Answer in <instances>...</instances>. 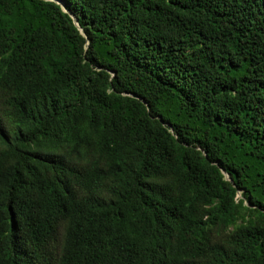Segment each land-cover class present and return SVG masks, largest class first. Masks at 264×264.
Listing matches in <instances>:
<instances>
[{"label": "trees", "instance_id": "trees-1", "mask_svg": "<svg viewBox=\"0 0 264 264\" xmlns=\"http://www.w3.org/2000/svg\"><path fill=\"white\" fill-rule=\"evenodd\" d=\"M0 264H264V0H0Z\"/></svg>", "mask_w": 264, "mask_h": 264}, {"label": "water", "instance_id": "water-1", "mask_svg": "<svg viewBox=\"0 0 264 264\" xmlns=\"http://www.w3.org/2000/svg\"><path fill=\"white\" fill-rule=\"evenodd\" d=\"M74 20H75V24L79 27L77 19L74 18Z\"/></svg>", "mask_w": 264, "mask_h": 264}]
</instances>
